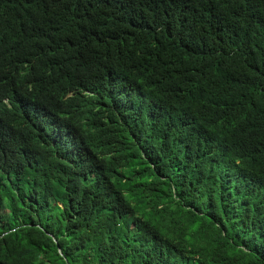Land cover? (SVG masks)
Masks as SVG:
<instances>
[{
    "label": "trees",
    "instance_id": "trees-1",
    "mask_svg": "<svg viewBox=\"0 0 264 264\" xmlns=\"http://www.w3.org/2000/svg\"><path fill=\"white\" fill-rule=\"evenodd\" d=\"M0 264H264V0H0Z\"/></svg>",
    "mask_w": 264,
    "mask_h": 264
},
{
    "label": "clouds",
    "instance_id": "clouds-1",
    "mask_svg": "<svg viewBox=\"0 0 264 264\" xmlns=\"http://www.w3.org/2000/svg\"><path fill=\"white\" fill-rule=\"evenodd\" d=\"M3 102H4V104H7L8 101H7V99H4Z\"/></svg>",
    "mask_w": 264,
    "mask_h": 264
}]
</instances>
